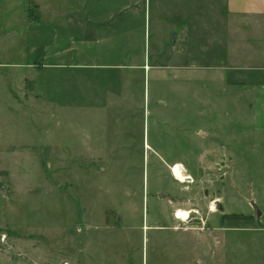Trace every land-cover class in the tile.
<instances>
[{
    "label": "rangeland",
    "instance_id": "obj_1",
    "mask_svg": "<svg viewBox=\"0 0 264 264\" xmlns=\"http://www.w3.org/2000/svg\"><path fill=\"white\" fill-rule=\"evenodd\" d=\"M122 1L107 5L129 12L121 9ZM77 4L0 0V264H13L6 261L9 251L27 264L31 258L39 264H264V147L239 100L205 89L203 70H156L164 81L150 75L145 102L134 81L129 108L107 111L106 118L100 114L98 125L112 138L95 148L99 164L69 165L95 175L70 170L61 175L69 178L64 185L51 177L47 149L34 146L47 128H54L50 139L60 142L67 128L66 140H73L70 124L56 127V111L47 120L33 111L8 110L12 101L4 87L9 82L20 102L24 77V90L28 79H45L48 70L28 68L44 63L57 32L78 34L67 26L75 20L60 18ZM152 43L147 37L146 46ZM189 47L198 59L196 45ZM97 52L105 53L102 46ZM58 183L68 197L55 191ZM76 198L86 209L83 221L72 203ZM178 211L188 219H177ZM233 215L250 218H225Z\"/></svg>",
    "mask_w": 264,
    "mask_h": 264
},
{
    "label": "crops",
    "instance_id": "obj_2",
    "mask_svg": "<svg viewBox=\"0 0 264 264\" xmlns=\"http://www.w3.org/2000/svg\"><path fill=\"white\" fill-rule=\"evenodd\" d=\"M78 1L75 12L59 10L63 12L61 19L68 15V21H76L67 26L78 34L57 32L45 52L44 63L38 69L28 68L33 73L48 70L45 79L42 82L35 77L28 79L29 87L24 90L26 77H22L20 102L9 82L4 87L12 101L5 106L8 110L33 111L37 118L47 116V120L56 111L61 114L56 127L70 124V138L75 134L73 140H66L67 128L61 129L60 142L50 139L54 128H47L42 133V142L34 146L47 149L46 161L53 179L64 185L69 176L65 179L61 175L70 170L87 177L95 175L69 165L99 164L95 148L101 141L112 138L104 126L98 125L101 112V117L106 118L107 111L129 108L134 81H139L145 102L150 75L164 81L158 77V69L166 74L168 69L203 70L205 89L239 100V108L248 116L255 140L264 147V0H123L120 7L128 8L126 13L113 12L112 6L107 5L113 0ZM92 6L91 13L88 9ZM106 6L110 10L104 11ZM60 37L66 38L59 45ZM147 37L153 41L151 46H146ZM192 42L200 54L198 59L189 47ZM101 46L103 54L97 52ZM165 48L169 50L167 54ZM16 83L14 87L19 91ZM115 134L118 133L113 131L112 135ZM143 146L149 148L148 139H143ZM57 148L60 151L52 153ZM72 148L87 150L83 155L81 152L71 155L67 149ZM62 184L58 183L55 191L68 197V191L61 189ZM72 203L83 221L86 209L77 198ZM13 244L20 256L25 257L21 247ZM9 252L7 262L27 264L24 258H12ZM30 263L39 264L33 258ZM69 264L74 263L69 261Z\"/></svg>",
    "mask_w": 264,
    "mask_h": 264
},
{
    "label": "trees",
    "instance_id": "obj_3",
    "mask_svg": "<svg viewBox=\"0 0 264 264\" xmlns=\"http://www.w3.org/2000/svg\"><path fill=\"white\" fill-rule=\"evenodd\" d=\"M227 220H248L250 217L248 216H241V215H233V216H226Z\"/></svg>",
    "mask_w": 264,
    "mask_h": 264
},
{
    "label": "bare ground",
    "instance_id": "obj_4",
    "mask_svg": "<svg viewBox=\"0 0 264 264\" xmlns=\"http://www.w3.org/2000/svg\"><path fill=\"white\" fill-rule=\"evenodd\" d=\"M176 218H178L181 221H185L188 218V213L178 211L176 212Z\"/></svg>",
    "mask_w": 264,
    "mask_h": 264
},
{
    "label": "flooded vegetation",
    "instance_id": "obj_5",
    "mask_svg": "<svg viewBox=\"0 0 264 264\" xmlns=\"http://www.w3.org/2000/svg\"><path fill=\"white\" fill-rule=\"evenodd\" d=\"M188 217H189V216H188ZM177 219H178V218H177ZM187 219H188V218H187ZM187 219H186V220H187ZM186 220H185V221H186Z\"/></svg>",
    "mask_w": 264,
    "mask_h": 264
},
{
    "label": "water",
    "instance_id": "obj_6",
    "mask_svg": "<svg viewBox=\"0 0 264 264\" xmlns=\"http://www.w3.org/2000/svg\"><path fill=\"white\" fill-rule=\"evenodd\" d=\"M257 214H258V212H257Z\"/></svg>",
    "mask_w": 264,
    "mask_h": 264
}]
</instances>
